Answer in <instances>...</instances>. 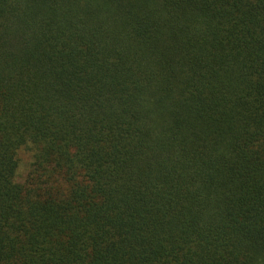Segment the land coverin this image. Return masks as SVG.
<instances>
[{
  "label": "trees",
  "instance_id": "obj_1",
  "mask_svg": "<svg viewBox=\"0 0 264 264\" xmlns=\"http://www.w3.org/2000/svg\"><path fill=\"white\" fill-rule=\"evenodd\" d=\"M0 264H264V0H0Z\"/></svg>",
  "mask_w": 264,
  "mask_h": 264
},
{
  "label": "rangeland",
  "instance_id": "obj_2",
  "mask_svg": "<svg viewBox=\"0 0 264 264\" xmlns=\"http://www.w3.org/2000/svg\"><path fill=\"white\" fill-rule=\"evenodd\" d=\"M21 160H24V161H26V158L25 157H23V155H21Z\"/></svg>",
  "mask_w": 264,
  "mask_h": 264
}]
</instances>
